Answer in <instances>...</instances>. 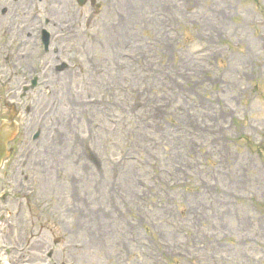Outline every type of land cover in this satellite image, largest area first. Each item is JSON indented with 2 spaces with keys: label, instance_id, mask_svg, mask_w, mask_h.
Segmentation results:
<instances>
[{
  "label": "rangeland",
  "instance_id": "rangeland-1",
  "mask_svg": "<svg viewBox=\"0 0 264 264\" xmlns=\"http://www.w3.org/2000/svg\"><path fill=\"white\" fill-rule=\"evenodd\" d=\"M148 2L129 29L115 9L133 3L53 5V46L80 33L61 73L36 40L28 64L4 63L15 3L0 0V123L15 106L21 128L0 239L16 264L48 247L57 264H264V0Z\"/></svg>",
  "mask_w": 264,
  "mask_h": 264
},
{
  "label": "bare ground",
  "instance_id": "bare-ground-1",
  "mask_svg": "<svg viewBox=\"0 0 264 264\" xmlns=\"http://www.w3.org/2000/svg\"><path fill=\"white\" fill-rule=\"evenodd\" d=\"M134 2H135V7H136V13L134 15H130V13L128 12L129 17H127L124 21L122 20L121 21L122 23H120L119 27L120 26L124 27V29L126 27H128V29H129L130 24L132 25L133 23H135V21H133V20L136 19V17H138L140 15L141 11H143V6H144L143 1L142 0H134ZM16 18H18V16ZM16 23H17V21H16ZM15 31H16L15 29H10L8 34H6L7 37L5 38V43L8 41V44L5 45V43H4L2 45V48H1L2 49L1 53L2 54L7 55L8 52L11 50V41L13 40V38H12L13 37V32H15ZM27 31H28V29L25 28L21 33H19L20 34L19 36H24V34ZM20 39H23V37L22 38L18 37V39H16L15 41H19ZM21 58L25 59L26 56L23 55V56H21ZM128 67H131V65H128ZM158 73L160 74L161 72L158 71ZM156 76H158V75H153L154 78ZM129 82H130V79H129ZM128 84L129 83H127L126 86H128L127 90H128V93L130 94V92H132V90H131L130 85H128ZM134 92H135V89H134ZM228 156L231 157L232 155L230 153H228V154H226V157H228ZM238 165H239L238 162H236L235 164L231 165V173L227 177L228 180H230L233 184H236L238 179H239V176H238L239 175V172H238L239 168H237ZM125 180H127V179H125ZM252 182L255 185H260L261 184L260 180L257 177L255 178V181L253 180ZM126 185H127V181L124 182V186H126ZM120 244L121 245H119V247L126 251L127 250L126 244L124 242H120Z\"/></svg>",
  "mask_w": 264,
  "mask_h": 264
},
{
  "label": "water",
  "instance_id": "water-1",
  "mask_svg": "<svg viewBox=\"0 0 264 264\" xmlns=\"http://www.w3.org/2000/svg\"><path fill=\"white\" fill-rule=\"evenodd\" d=\"M7 138L5 137V135L3 134L2 136H0V163L2 161V159L5 157V142H6Z\"/></svg>",
  "mask_w": 264,
  "mask_h": 264
}]
</instances>
